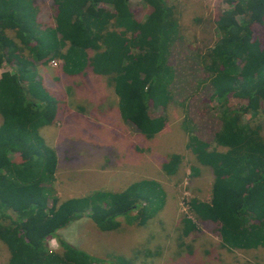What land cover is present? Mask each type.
Segmentation results:
<instances>
[{"label": "trees", "instance_id": "trees-1", "mask_svg": "<svg viewBox=\"0 0 264 264\" xmlns=\"http://www.w3.org/2000/svg\"><path fill=\"white\" fill-rule=\"evenodd\" d=\"M225 1L229 7L212 20L216 39L199 55L213 88L211 99L222 112L209 138L190 132L186 142L194 158L192 174L199 166L210 168L211 195L207 201L190 199L188 208L199 220L216 225L222 246L250 250L264 248V0ZM50 2L54 25L40 29L34 0H0V64L16 63L13 72L0 75L5 264H94L58 230L85 216L102 231L116 230L119 217L132 222L140 214L131 216L138 208L134 188L61 201L47 190L57 157L38 128L53 123L58 104L29 70L34 61L60 57L68 74L90 69L104 76L118 96L122 117L144 136L163 128L164 116L151 113L172 98L170 46L178 23L166 0H144L150 10L143 21L136 19L130 0ZM248 113L262 121L243 122ZM179 158L171 156L165 170L175 173ZM181 224L183 234L195 228L187 217ZM49 238L57 240L60 250H48Z\"/></svg>", "mask_w": 264, "mask_h": 264}, {"label": "rangeland", "instance_id": "rangeland-1", "mask_svg": "<svg viewBox=\"0 0 264 264\" xmlns=\"http://www.w3.org/2000/svg\"><path fill=\"white\" fill-rule=\"evenodd\" d=\"M166 1L173 7L178 34L170 46L172 98L165 100V107L159 106L151 113L165 118V129L157 135L143 136L131 124L126 125L118 96L104 76L90 69L84 75L67 74L62 59L54 56L47 62L34 61L29 66L58 104L53 123L38 130L45 144L57 153L58 164L55 174L48 176L47 190L60 201L71 194L79 196L90 183L98 182L91 178L95 172L82 161L85 152L95 160L92 150L98 148L112 147L114 156L124 152V157L132 151L143 154L146 150L153 167L158 160L170 159L169 154L180 157L175 173L162 172L164 177L158 179L161 184L153 175L152 185L158 189L157 194L138 203L131 216L140 214L132 222L120 218L118 229L102 231L90 219H77L67 224L59 236L89 254L94 264H264V248L229 250L222 246L216 225L199 220L187 205L194 197L207 201L211 195L210 168L197 164L198 173L192 174L190 166L194 158L186 149V142L190 132L209 138L218 125L222 108L211 99L213 88L199 55L207 49L206 44L210 46L216 39L212 20L229 5L225 0ZM34 3L39 28L54 25L50 0ZM130 7L139 21L150 10L144 0H130ZM15 69L16 63L0 64V75ZM241 118L251 125L262 121V117H251L250 113ZM8 155L13 159L19 157L15 153ZM102 182L98 183L103 185ZM184 217L195 224L194 230L187 234L182 232ZM143 219L144 225L139 223ZM47 247L50 251L60 250L55 238L48 239ZM8 256L6 246L0 242V264H5Z\"/></svg>", "mask_w": 264, "mask_h": 264}, {"label": "crops", "instance_id": "crops-1", "mask_svg": "<svg viewBox=\"0 0 264 264\" xmlns=\"http://www.w3.org/2000/svg\"><path fill=\"white\" fill-rule=\"evenodd\" d=\"M78 74H82V73H77V75ZM70 75H76V74H70ZM122 120L127 125L128 122H126L123 119V117ZM164 129H165V125L161 130H159L154 135L161 133ZM112 149H113L112 147H104V149L98 148L96 150H92V152H94V154L96 155L95 160L93 158V155H90L86 152L83 153L82 161L84 163L86 161L88 169L95 172V174H91L92 180L93 181L98 180V182L99 181L102 182L101 180L103 179L102 182L103 185H101L98 182H92L88 185L86 190H83L84 192L81 195L74 196L73 194H71L67 198L89 196L96 193L107 192V191L110 193L121 192L129 188H134L136 193L139 194L134 196L136 202L137 203L146 202L149 201L153 196H155L157 194L156 191H158V189L153 188L152 185L153 175L156 181L160 183L158 179H160V177L163 176L162 172H165L166 174L167 173L172 174L171 172L166 171L165 168L163 167L164 163L165 162L167 163L169 161V158L167 160H162V161L158 160L159 163L153 167L150 153L147 152L146 150L142 151L143 154H141L139 151H135V152L132 151L130 156L124 157L123 156L124 152H120L118 153V155L114 156ZM55 155L57 157L56 152ZM169 155L171 157L176 154H169ZM128 159L131 161H129ZM100 163L102 164V167ZM57 164H58V157H57ZM67 189L73 191L68 186ZM159 195H161V192H159ZM61 200H65V199L63 198ZM84 218L91 220V218L87 216L82 217L80 219H84ZM63 229L64 227L59 229L57 233L60 235L59 232Z\"/></svg>", "mask_w": 264, "mask_h": 264}, {"label": "built area", "instance_id": "built-area-1", "mask_svg": "<svg viewBox=\"0 0 264 264\" xmlns=\"http://www.w3.org/2000/svg\"><path fill=\"white\" fill-rule=\"evenodd\" d=\"M187 205H188V203H187Z\"/></svg>", "mask_w": 264, "mask_h": 264}]
</instances>
